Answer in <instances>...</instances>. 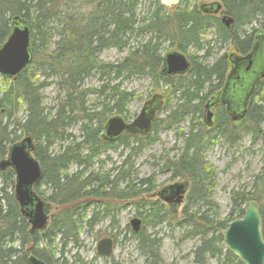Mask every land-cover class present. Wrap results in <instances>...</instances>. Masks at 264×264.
Here are the masks:
<instances>
[{"label": "trees", "instance_id": "16d2710c", "mask_svg": "<svg viewBox=\"0 0 264 264\" xmlns=\"http://www.w3.org/2000/svg\"><path fill=\"white\" fill-rule=\"evenodd\" d=\"M215 1L221 4L222 14L232 18L230 27L216 14L204 12L194 2L190 5V0H180L174 8L151 0L145 15L141 0H0V44L8 37L11 19L22 17L30 25L32 55L31 62L15 78L1 75L6 87L0 91V158L6 155L7 144L15 143L20 134L29 135L34 142L33 156L41 168L34 190L44 196L46 213L50 204L55 211L45 228L31 231L13 196L14 174L9 168L0 173L3 182L11 187L10 191L0 189V264H30L31 255L46 264H86L79 258L71 263L54 259L53 242L59 239L61 254L68 243L78 246L83 227L92 230L108 217L110 210L119 208L117 203L125 201L135 206L141 219L140 230L132 236L139 248L151 256L150 264L159 261L158 240L142 231L170 222L185 226L189 235L199 237V244L192 250V263L207 264L208 259L217 258L220 264H242L225 248L222 232L233 219L243 215V202L254 197L256 189V199L262 202L259 212L264 239V167L253 179L250 191H231V209L221 218L210 197L215 176L204 155L213 138L222 137L235 145L251 130L259 133L264 115V91L261 93L259 87L264 81L256 87L261 94L259 103L251 101L239 123L228 120L218 107L215 125L207 128L200 120L203 104L224 81L226 60L220 55L209 62L207 49L201 56L187 53L190 48L201 50L208 45L204 34L212 27L222 43L229 42L245 54L254 33L264 31V0ZM257 23L255 32L243 31ZM107 48L126 50L127 54L119 63H106L99 54ZM172 49L184 53L189 60V70L184 75L161 74L163 54ZM38 73L43 78L39 83ZM132 74L147 76L153 82L151 92L163 96L166 117L161 121L157 118L151 132L164 121L170 126L187 119L191 125L185 134L181 133L183 146L179 153L160 167L169 171L170 178L193 180L179 214L174 207L150 199L154 182L148 177L139 179L137 170L132 169V158L144 150L147 142L155 141L151 132L144 137L124 134L112 143L100 138L103 124L111 115L128 118L135 95L122 86V81ZM55 76L61 98L55 111L47 113L40 88L46 85V79ZM89 77H96L99 85L86 87ZM89 95L102 99L88 106ZM174 95L178 96L177 106L171 109L170 96ZM22 105L25 115L21 122L13 118ZM75 125L79 140L69 130ZM211 129L214 134L209 132ZM58 142V152L50 151ZM114 145L126 148V156L118 167L102 170L98 158ZM71 167L75 170L68 172ZM42 186L50 188L49 196L39 191ZM109 201L116 203L111 206ZM195 202L200 207L194 208Z\"/></svg>", "mask_w": 264, "mask_h": 264}, {"label": "rangeland", "instance_id": "374dc122", "mask_svg": "<svg viewBox=\"0 0 264 264\" xmlns=\"http://www.w3.org/2000/svg\"><path fill=\"white\" fill-rule=\"evenodd\" d=\"M195 3L197 6L202 4H210L213 0H190V5ZM151 0H141L142 15L148 12V6ZM179 4V3H178ZM259 28L257 24H251L243 28L244 32H255ZM204 38L208 45H204V49L196 50L190 48L187 53L195 54L196 56L204 55L206 49L210 54L207 57L209 62H213L217 56L226 54V52H232L233 48L229 42L222 43L214 32V28H209L204 34ZM146 38V35H144ZM56 38L53 37L54 41ZM167 47V43L164 44V48ZM126 50H116L114 48H107L102 50L99 54V58L103 62L119 63L125 55ZM43 81L42 76L39 75L36 82ZM46 85L40 88V95L42 98V106L47 113H53L56 109V105L61 98V91L56 86V76L46 79ZM99 82L96 77H89L85 82V86H98ZM122 86L132 91L135 98L131 101L129 106V116L127 121L131 120L135 114L138 113L142 102L152 96L153 82L147 76L138 77L135 74L130 75L129 78L122 81ZM6 87V82L0 76V91ZM261 93L264 91V84L261 86ZM261 95V94H260ZM178 97V96H177ZM177 97L170 96V107L175 109L177 106ZM260 96L257 95L256 102L258 103ZM88 106L92 103L99 102L102 97L97 95H89ZM15 113L14 118L17 121H23L25 115V109L22 105ZM166 117V111L159 113V121L164 120ZM264 120V118H263ZM160 127L150 133L151 137H155V141L152 143H146L144 150L138 155L132 158V169L137 170L138 178L145 179L150 178L154 182V188L159 190L162 187L167 186L173 182L172 178H169V174L161 172L160 167L164 164L167 158L173 159L179 153L183 144L182 134H185L190 129V123L188 120H182L175 122L173 125L167 126L164 122H161ZM264 129V121L261 123L260 131ZM69 130L79 140V128L78 125L70 126ZM19 134V132H18ZM24 138V135L20 134V137L16 141ZM8 148V144L6 146ZM60 145L59 142L54 144L50 151L58 152ZM6 148V149H7ZM126 148L120 145H114L112 149L105 151L98 160L102 161V170H108L113 167H118L123 158H125ZM205 161L212 169L214 173V185L210 192L213 202L218 206L220 217L226 216L231 209V191L247 190L251 187L253 176L264 167L262 141L260 138L252 139L248 134L244 135L240 143L236 146H230L222 139H214L213 143L208 150L205 151ZM5 157L0 158V161L5 160ZM100 164H96L97 168ZM7 169V168H5ZM75 170V167H71L70 171ZM5 171V170H3ZM3 171H0L2 173ZM177 181V180H174ZM5 188L7 191L11 190L9 183L3 182V176L0 175V189ZM251 189V188H250ZM13 191V190H12ZM45 196H49L50 188L42 186L39 188ZM1 195V192H0ZM44 201V196H41ZM108 202V201H107ZM111 206H114L115 201H109ZM124 203V205H122ZM119 204L118 210H110L108 217L97 222L92 230L83 227L79 233L80 244L78 246H72L68 243L64 249L63 254L60 253V242L56 239L53 243L54 249L53 258L63 261L65 259L69 263L74 262L79 258L86 264H150L152 258L146 253L145 250L139 248L136 239L133 238V233L129 227L128 221L138 216L135 206L125 201ZM1 204V202H0ZM110 206V207H111ZM183 204L176 209L179 213ZM55 211L50 209L48 212L49 220L51 214ZM142 233L150 238H156L158 240V254L159 261L157 264H193L192 263V250L199 244V237L189 235L185 226H178L175 222L162 223L158 226H148ZM110 237L113 239V252L109 258H102L96 253V243L100 239ZM18 243L15 244V246ZM207 264H220L217 258L208 259Z\"/></svg>", "mask_w": 264, "mask_h": 264}, {"label": "water", "instance_id": "95a60500", "mask_svg": "<svg viewBox=\"0 0 264 264\" xmlns=\"http://www.w3.org/2000/svg\"><path fill=\"white\" fill-rule=\"evenodd\" d=\"M163 6L174 8L180 0H158ZM204 12L217 13L221 4L214 1L210 5L202 4ZM211 9V10H210ZM220 21L229 26L232 18L226 14ZM10 31L6 40L0 44V76L15 78L32 60L30 51V25L22 18L14 16L10 22ZM252 49L246 55L240 56L229 53L231 70L227 75V82L223 90L212 99L219 100L227 105V111L236 117L244 113L245 105L254 84L260 77H264V31H257L252 40ZM161 74L166 76L184 75L190 66L184 53L177 50L167 51L162 57ZM142 108L132 120L127 121L123 116L111 115L103 124L100 138L112 142L122 133H138L144 135L154 127L156 113L162 107V95L155 93L144 101ZM264 152V132H263ZM34 143L29 135L11 144L5 160L0 161V170L9 168L14 174L13 196L19 212L24 217L31 231H40L45 228L49 216L45 211L44 201L37 195L34 187L41 178L39 162L33 156ZM187 189V182H178L168 185L158 195L162 200L174 201L179 204L182 194ZM261 217L255 201L244 204V213L234 219L224 228L222 237L225 247L232 252L242 264H264V239L260 228ZM134 232L142 225L139 217L129 222ZM97 253L101 256L112 252V239L105 237L96 243ZM30 264H46L43 260L31 255Z\"/></svg>", "mask_w": 264, "mask_h": 264}, {"label": "flooded vegetation", "instance_id": "af4514ba", "mask_svg": "<svg viewBox=\"0 0 264 264\" xmlns=\"http://www.w3.org/2000/svg\"><path fill=\"white\" fill-rule=\"evenodd\" d=\"M215 0H213V2H214ZM213 2H211V3H213ZM210 3V4H211ZM210 4H208V5H210ZM211 10V9H210ZM213 14H216L217 16H218V18L219 19H221V16H222V10H220V11H218L217 13H213ZM232 22V21H231ZM231 24V23H230ZM230 24H229V26H227V27H230ZM253 38H254V35H253ZM251 47H250V49L245 53V54H241V53H239L238 52V50H237V48L236 47H234L233 45H231L232 46V48H233V50H232V52L230 51V52H226V54H223L222 56L223 57H225V60H226V68H227V71H226V73H225V75H224V81L222 82V84H221V86L217 89V91H215V92H213V93H211L207 98H206V100H205V102H204V104H203V108H202V112H203V114H202V118L200 119L201 120V122L202 123H204V125L208 128H212L213 127V125H215V121H216V119H217V116H218V111H217V108L218 107H221L222 108V110L224 111V114H225V116L227 117V119L228 120H230V121H232L233 123L235 122V123H239L240 122V120L241 119H243L245 116H246V114H247V112H248V106H249V104H250V102L252 101V103L255 101L256 102V100H257V95H259L260 94V92H256V87L260 84V82L261 81H264V77H260L259 78V80L254 84V86H253V90H252V92L249 94V97H248V101H247V103H246V105H245V108H244V113L242 114V115H239V116H236V117H232V115L230 114V113H228V111H227V105L225 104V103H222V102H220L219 100H217L216 102H213L212 101V99H214V98H216L217 97V95L223 90V87L225 86V84H226V82H227V75H228V73L230 72V70H231V66L229 65V63H228V61H229V53L230 54H236V55H240V56H243V55H246L248 52H250L251 51V49H252V41H251ZM165 54V53H164ZM163 54V55H164ZM186 73V72H185ZM262 84H264V82H262L261 83V85H260V90L261 89H263V88H261V86H262ZM155 94V93H154ZM153 95V94H152ZM152 97V96H151ZM151 97H149V98H151ZM149 98H147V99H149ZM147 99H145L144 101H146ZM143 101V102H144ZM142 102V103H143ZM162 103H163V96H162ZM259 103V102H258ZM164 104V103H163ZM253 104H255V103H253ZM142 106H143V104H142ZM142 106L140 107V109L142 108ZM162 107H163V105H162ZM162 107L160 108V110L156 113L157 115H156V117H155V121H156V119L158 118V116H159V113L162 111ZM140 109H139V111H140ZM138 111V112H139ZM135 116H136V114H135ZM134 116V117H135ZM134 117H132V118H134ZM263 118H264V115H263ZM263 118H262V122L264 121L263 120ZM132 120V119H131ZM130 121V120H129ZM154 121V122H155ZM261 122V123H262ZM191 126V125H190ZM260 126H261V124H260ZM260 126H259V129H258V131H259V133L258 134H256L255 133V131H253V130H251V132H249V133H247L252 139H257V138H260V140L262 141V139H263V132H264V129L262 130V131H260ZM152 131V130H151ZM150 131V132H151ZM149 132V133H150ZM209 132L211 133V134H214L213 132V130L211 129V130H209ZM186 133V132H185ZM124 134H127V135H129V136H133V135H137V136H140V137H144V135H146V134H144V135H140V134H138V133H133V134H129V133H122V135H124ZM122 135H120L117 139H115V140H112V142H117L120 138H122ZM244 136V135H243ZM243 136L241 137V139L243 138ZM214 139H222L227 145H228V147H230V146H236V145H238L239 143H240V141H238L237 142V144H235V145H231V144H229V143H227V141L224 139V138H222V137H216V138H213V140ZM212 140V141H213ZM104 141H106V142H108V143H112V142H110V141H107V140H104ZM262 152H263V141H262ZM263 160H264V152H263ZM263 168H261L257 173H256V175L255 176H253V179H255L256 177H257V175L259 174V172L262 170ZM1 171V170H0ZM161 172H163V173H165V174H169V171H167V172H164V171H162L161 170ZM169 178H170V174H169ZM172 180H173V182L172 183H170V184H167V186L168 185H171V184H175V183H178V182H187V189H186V191L182 194V200L179 202V204H177V203H175L173 200L172 201H168V202H166V201H164V200H162L161 199V197L158 195L162 190H164L167 186H165V187H162V188H160L159 190H157L156 191V189L153 191V192H151L150 194H148V197L150 198V199H152V200H159L161 203H163L166 207H171V208H173L174 210H175V212L176 213H178L177 211H176V209L177 208H179V206L181 205V204H183V206H184V202H185V197H186V195L189 193V190L191 189L190 187H191V185H192V181L193 180H191V178L190 179H188V178H184V177H178V178H175V179H173L172 178ZM174 180H177V181H174ZM253 182V181H252ZM251 187H252V184H251ZM250 187V188H251ZM250 188H248L247 190H245V189H243L244 191H250L251 189ZM243 190H241V191H243ZM240 191V192H241ZM255 193L256 194H254V192L252 193L253 195H254V197H252V196H250V199L249 200H246L245 202H243V205H242V207H243V209H244V204L246 203V202H248V201H255V203H256V206H258V210H259V208H260V203H262L261 201H257V199H256V197L258 196V194H259V190H255ZM259 198V197H258ZM259 199H261V198H259ZM44 204H45V202H44ZM231 204H232V202H231ZM51 205V209H53L54 210V205H52V204H50ZM193 206H194V208H197V207H200L199 206V204H198V202H195L194 204H193ZM114 208V207H113ZM183 208V207H182ZM182 208L180 209V211H179V213L182 211ZM113 211H115V210H118L116 207H115V209H112ZM178 213V214H179ZM53 214H51V216H52ZM259 216H260V212H259ZM138 216H136V217H133V218H137ZM133 218H131V219H133ZM237 218H240V217H237ZM130 219V220H131ZM236 219V218H235ZM130 220L128 221V223L130 222ZM260 225H261V222H260ZM142 226V225H141ZM141 226H140V228H141ZM129 227H130V229H131V233H133V234H136L137 232H134L133 230H132V228H131V224L129 223ZM140 228H139V230H140ZM261 234H262V231H261ZM110 238V237H109ZM112 239V238H111ZM112 245H113V239H112ZM97 247V246H96ZM112 252H113V249H112ZM112 252L109 254V255H106V256H101V255H99L98 253H97V249H96V253H97V255L98 256H100V257H102V258H104V259H106V258H109L110 257V255L112 254Z\"/></svg>", "mask_w": 264, "mask_h": 264}]
</instances>
